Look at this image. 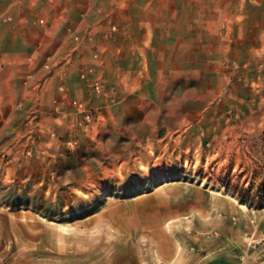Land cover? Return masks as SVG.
<instances>
[{
	"label": "rangeland",
	"instance_id": "374dc122",
	"mask_svg": "<svg viewBox=\"0 0 264 264\" xmlns=\"http://www.w3.org/2000/svg\"><path fill=\"white\" fill-rule=\"evenodd\" d=\"M159 1L179 26L184 0ZM202 2L223 44L244 36L250 0ZM204 77L171 127L141 112L92 144H0V264H165L190 236L221 237L231 204L264 215V85Z\"/></svg>",
	"mask_w": 264,
	"mask_h": 264
},
{
	"label": "crops",
	"instance_id": "0c3cea01",
	"mask_svg": "<svg viewBox=\"0 0 264 264\" xmlns=\"http://www.w3.org/2000/svg\"><path fill=\"white\" fill-rule=\"evenodd\" d=\"M250 1L244 36L236 28L223 44L218 26L204 23L202 0L183 1L179 26L159 0H0V144H34L36 155L49 144H92L141 112L163 111L171 127L189 97L203 94L206 73L263 86L264 0ZM112 24L118 30L105 38ZM95 77L101 94L92 88ZM74 100L96 110L94 124H83ZM231 210L221 237L205 230L190 236L165 264H264V232L252 230L264 215Z\"/></svg>",
	"mask_w": 264,
	"mask_h": 264
},
{
	"label": "built area",
	"instance_id": "2783aa9c",
	"mask_svg": "<svg viewBox=\"0 0 264 264\" xmlns=\"http://www.w3.org/2000/svg\"><path fill=\"white\" fill-rule=\"evenodd\" d=\"M40 22H44V19H41ZM118 30V26L116 24H112L107 31L104 32L103 36L105 38H109L111 37L115 32H117ZM75 38L79 41L81 40V36L79 34H75L74 35ZM93 72L92 70H86L83 73V77L85 79L88 78V73ZM92 88L93 90L98 93L101 94L104 90V84L102 82V79L100 77H95L94 79H92ZM75 105L77 106L78 110L82 113V122L85 126H89L91 124H93L96 120H97V113L96 110L90 106L86 101L83 100H74ZM71 144H73L74 142H70ZM258 225H256L257 227ZM214 234H218L217 232H214Z\"/></svg>",
	"mask_w": 264,
	"mask_h": 264
}]
</instances>
